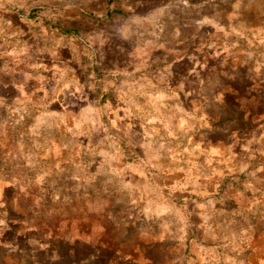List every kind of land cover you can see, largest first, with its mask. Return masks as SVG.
<instances>
[{"label": "rangeland", "instance_id": "374dc122", "mask_svg": "<svg viewBox=\"0 0 264 264\" xmlns=\"http://www.w3.org/2000/svg\"><path fill=\"white\" fill-rule=\"evenodd\" d=\"M0 264H264V0H0Z\"/></svg>", "mask_w": 264, "mask_h": 264}]
</instances>
